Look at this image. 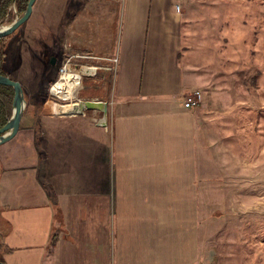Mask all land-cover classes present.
Returning a JSON list of instances; mask_svg holds the SVG:
<instances>
[{
	"label": "crops",
	"instance_id": "1",
	"mask_svg": "<svg viewBox=\"0 0 264 264\" xmlns=\"http://www.w3.org/2000/svg\"><path fill=\"white\" fill-rule=\"evenodd\" d=\"M116 1L103 21L116 78L94 97L106 113L37 105L6 142L20 144L0 149L1 264H201L202 182L218 169L207 140L221 136L204 107H183L198 90L180 63L195 54L184 44L193 5Z\"/></svg>",
	"mask_w": 264,
	"mask_h": 264
},
{
	"label": "rangeland",
	"instance_id": "2",
	"mask_svg": "<svg viewBox=\"0 0 264 264\" xmlns=\"http://www.w3.org/2000/svg\"><path fill=\"white\" fill-rule=\"evenodd\" d=\"M187 1L193 10L186 18L184 44L193 46L195 54L189 58L184 54L180 63L184 75L192 77V87L201 92V103L194 111L204 107L205 119L214 123L212 129L221 136L214 139L212 134L207 140L215 148L212 158L218 169L210 183L202 182L201 264H264V0ZM117 8L116 0L34 2L29 19L7 41V77L24 91L23 125L36 119L35 106L65 103L51 97L48 88L58 80L59 69L70 55L99 58L78 61L81 79L76 98L96 101L94 97L108 96L118 60L106 58L110 52L104 38L109 30L103 21ZM52 58L55 65L50 64ZM90 65L99 69L83 74ZM68 103L83 106L78 101ZM43 131L42 125L36 130L31 124L27 134L41 133L42 147L47 139ZM15 140L20 144L19 136ZM15 143L0 149H13Z\"/></svg>",
	"mask_w": 264,
	"mask_h": 264
},
{
	"label": "water",
	"instance_id": "3",
	"mask_svg": "<svg viewBox=\"0 0 264 264\" xmlns=\"http://www.w3.org/2000/svg\"><path fill=\"white\" fill-rule=\"evenodd\" d=\"M36 0H29L26 11L23 16L17 18L13 23L7 27L0 28V38L7 37L14 33L20 26H22L30 17L33 9L34 2ZM51 65H55V59L50 60ZM83 74H88V70L84 68ZM0 85L11 87L14 91V97L12 102V115L4 127L0 129V145L8 142L17 134L22 113L25 106L23 89L19 82L11 80L7 76H0ZM75 94L78 92V88L75 89ZM83 109L92 110L95 108H103V112L106 113V104L100 101H82Z\"/></svg>",
	"mask_w": 264,
	"mask_h": 264
},
{
	"label": "trees",
	"instance_id": "4",
	"mask_svg": "<svg viewBox=\"0 0 264 264\" xmlns=\"http://www.w3.org/2000/svg\"><path fill=\"white\" fill-rule=\"evenodd\" d=\"M28 2L29 0H0V26L6 21L11 22L15 16L19 18L23 16ZM8 39L9 36L0 38V76H9L10 74V69L6 66ZM13 97L14 91L11 87L0 85V129L5 126L12 115Z\"/></svg>",
	"mask_w": 264,
	"mask_h": 264
},
{
	"label": "built area",
	"instance_id": "5",
	"mask_svg": "<svg viewBox=\"0 0 264 264\" xmlns=\"http://www.w3.org/2000/svg\"><path fill=\"white\" fill-rule=\"evenodd\" d=\"M99 58L97 57H91L89 55H70L68 56V58L65 60V62L63 63V65L60 67L59 69V77L58 80L56 82H53L49 88H48V94L51 97L57 98L63 102H74V101H78V102H82L80 100H78L76 98V95L74 93L73 97L71 98H61L59 97V93L62 91V89L60 87H58V82L62 83L63 77L67 74V73H77V67H78V61H83V62H87V61H98ZM110 60V59H109ZM115 65L117 64L116 59H112L111 60ZM88 70V73L90 74H95V72L99 69V67L96 66H86L85 67ZM79 75V74H78ZM80 76V75H79ZM79 86V85H78ZM77 86V87H78ZM201 92L198 90H193L191 92H189L183 99V107L185 109L188 110H196L200 103H201Z\"/></svg>",
	"mask_w": 264,
	"mask_h": 264
},
{
	"label": "bare ground",
	"instance_id": "6",
	"mask_svg": "<svg viewBox=\"0 0 264 264\" xmlns=\"http://www.w3.org/2000/svg\"><path fill=\"white\" fill-rule=\"evenodd\" d=\"M81 77L75 73H67L63 77V82H58V87L62 89V91L58 94L61 98H71L74 95V91L80 83Z\"/></svg>",
	"mask_w": 264,
	"mask_h": 264
}]
</instances>
